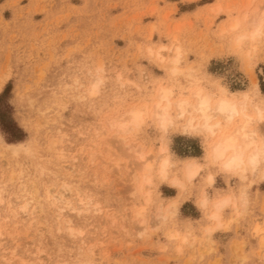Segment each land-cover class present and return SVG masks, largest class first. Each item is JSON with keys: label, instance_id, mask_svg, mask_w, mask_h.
Masks as SVG:
<instances>
[{"label": "rangeland", "instance_id": "1", "mask_svg": "<svg viewBox=\"0 0 264 264\" xmlns=\"http://www.w3.org/2000/svg\"><path fill=\"white\" fill-rule=\"evenodd\" d=\"M251 3L0 0V113L25 132L24 139L10 141L0 122V264H264L259 182L249 213L230 216L213 239L183 250H173L159 234L138 239L137 211H150L154 193L137 183L138 167L126 146L147 145L152 152L151 132L122 144L108 127L128 107L146 105L155 83L151 73L162 75L141 64L140 42L153 36L183 42L203 64L210 60L209 73L230 70L232 91L254 86L253 78L261 88L264 63L243 73L233 57L212 59L223 54L213 33L246 15ZM98 75L104 87L92 93ZM172 150L182 158L202 155L198 140L182 136L173 138ZM216 187H225L223 178ZM160 192L165 199L177 195L167 185ZM179 196L180 204L191 193ZM180 213L193 221L201 216L192 201Z\"/></svg>", "mask_w": 264, "mask_h": 264}, {"label": "clouds", "instance_id": "2", "mask_svg": "<svg viewBox=\"0 0 264 264\" xmlns=\"http://www.w3.org/2000/svg\"><path fill=\"white\" fill-rule=\"evenodd\" d=\"M213 36L223 54L212 59L233 57L240 71L256 70L264 63V4L252 0L246 15L234 16ZM158 37L140 42L142 66L162 72L159 76L151 73L155 83L146 105L128 108L109 120L108 127L118 139L138 138L145 129L151 132L152 152L147 145L127 144L138 165L137 183L154 193L150 211L139 217L137 238L159 234L167 246L183 250L201 238L213 239L230 216L249 213L253 188L257 182L264 183V93L251 84L232 91L226 83L230 70L223 75L209 73L210 60L203 64L183 42ZM104 83L98 75L91 89L99 92ZM176 136L198 140L202 155L178 156L172 150ZM161 145L166 151H159ZM218 177L223 178L224 188L216 187ZM163 185L175 189L177 195L163 198ZM181 192L191 193L187 201L201 213L200 219L181 217L180 208L187 202L175 203ZM145 219L147 223L142 222Z\"/></svg>", "mask_w": 264, "mask_h": 264}, {"label": "trees", "instance_id": "3", "mask_svg": "<svg viewBox=\"0 0 264 264\" xmlns=\"http://www.w3.org/2000/svg\"><path fill=\"white\" fill-rule=\"evenodd\" d=\"M260 85L262 91L264 92V81H261ZM8 88L9 85L6 87L3 93H5L8 90ZM1 97L2 95H0V102H1ZM0 122L2 124L3 129L10 134L9 137L10 141H18L24 139L25 137L24 130L21 127H19L16 124V122H14L13 120L6 119L3 113H0ZM194 155H199V151L194 153Z\"/></svg>", "mask_w": 264, "mask_h": 264}, {"label": "bare ground", "instance_id": "4", "mask_svg": "<svg viewBox=\"0 0 264 264\" xmlns=\"http://www.w3.org/2000/svg\"><path fill=\"white\" fill-rule=\"evenodd\" d=\"M249 70H251V72H252V69H251V68H249ZM251 72H250V73H251ZM252 74H253V73H252ZM254 77H255V75H254ZM96 78H97V77H96ZM96 78H95V79H96ZM93 81H94V80H93ZM93 81H92V82H93ZM90 85H91V84H90ZM253 85H254V87H258V82H257V79H256V78H253ZM260 89H261V88H260ZM89 91H90V90H89ZM91 92L94 93L95 91H93V90L91 89ZM95 93H96V92H95ZM134 106H137V105H133V106H130V107H134ZM139 106H143V105H139ZM130 107H128V108H130ZM118 113H119V112H118ZM120 115H121V114H120ZM118 116H119V115L114 116V117H111V119H113V118H115V117H118ZM111 119H109V120H111ZM109 120H108V121H109ZM122 139H123V143H122V144H124V143H125V138H122ZM129 143H132V142H129ZM127 144H128V143H127ZM13 145H14V144H13ZM125 146H126V144L123 145V148H124ZM126 147H127V146H126ZM126 147H125L124 149H126ZM123 148H122V149H123ZM127 148H128V147H127ZM124 149H123V150H124ZM128 149H129V148H128ZM160 150H161V152H162V151H166L165 146L162 145ZM151 151H152V150H151ZM149 152H150V151H149ZM130 155H131V154H130ZM132 157H133V156H132ZM133 159H134V158H133ZM135 165H137V164L135 163ZM137 167H138V165H137ZM137 167H136V168H137ZM141 185H143V183H141ZM141 185H140V186H141ZM67 186H68V185H67ZM65 187H66V185H65ZM65 187H64V188H65ZM64 190H66V189H64ZM69 190H70V189H69ZM61 192H62V191H61ZM61 192H60V194H61ZM60 194H55V195H56V196H60ZM63 194H64V195H63ZM61 195H63L64 197H65V195H66V197H67V193H62ZM186 195H187V194H186ZM51 196L54 197L53 194H52ZM180 196H181V195H180ZM180 196H179V198H176V199H175V203H178V204H179L180 199H182V198H180ZM183 196H184V195H183ZM54 198H55V197H54ZM58 198H59V200L62 199L61 201L66 200V199H64L63 197L61 198V196L58 197ZM60 198H61V199H60ZM63 199H64V200H63ZM55 200H56V199H55ZM67 202H68V201H67ZM26 203H27V205H28V202H26ZM68 204H69V203H68ZM22 206H23V205H22ZM70 206H71V205H70ZM25 207H26V206H23V208H25ZM80 209H81V208H80ZM26 211H27V210H26ZM143 211H144V210H138L136 215H138L139 217L142 216ZM15 213H16V212H15ZM31 213H32V212H31ZM23 214H24V212H23ZM24 216H25V215H24ZM138 216H137V217H138ZM34 219H35V218H34ZM138 219H139V218H138ZM31 220H32V219H31ZM257 228H258V227H257ZM91 249H92V248H91Z\"/></svg>", "mask_w": 264, "mask_h": 264}, {"label": "crops", "instance_id": "5", "mask_svg": "<svg viewBox=\"0 0 264 264\" xmlns=\"http://www.w3.org/2000/svg\"><path fill=\"white\" fill-rule=\"evenodd\" d=\"M185 202V201H184Z\"/></svg>", "mask_w": 264, "mask_h": 264}]
</instances>
